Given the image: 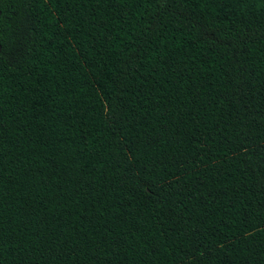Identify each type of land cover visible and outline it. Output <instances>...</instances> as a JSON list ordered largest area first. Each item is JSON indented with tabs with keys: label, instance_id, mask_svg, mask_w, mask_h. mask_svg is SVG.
I'll return each mask as SVG.
<instances>
[{
	"label": "trees",
	"instance_id": "trees-1",
	"mask_svg": "<svg viewBox=\"0 0 264 264\" xmlns=\"http://www.w3.org/2000/svg\"><path fill=\"white\" fill-rule=\"evenodd\" d=\"M0 264H264V0H0Z\"/></svg>",
	"mask_w": 264,
	"mask_h": 264
}]
</instances>
